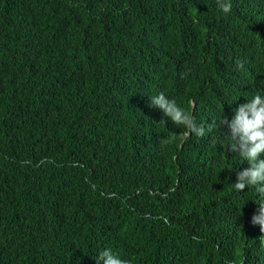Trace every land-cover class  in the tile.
<instances>
[{
  "label": "trees",
  "instance_id": "obj_1",
  "mask_svg": "<svg viewBox=\"0 0 264 264\" xmlns=\"http://www.w3.org/2000/svg\"><path fill=\"white\" fill-rule=\"evenodd\" d=\"M231 4L0 0V264H264L218 124L264 96V0ZM161 92L205 135L163 144Z\"/></svg>",
  "mask_w": 264,
  "mask_h": 264
},
{
  "label": "clouds",
  "instance_id": "obj_2",
  "mask_svg": "<svg viewBox=\"0 0 264 264\" xmlns=\"http://www.w3.org/2000/svg\"><path fill=\"white\" fill-rule=\"evenodd\" d=\"M216 4L223 13L231 12V0H216ZM257 39L264 41V34ZM252 69L257 70L260 76H264V60L257 63ZM149 101L150 106L161 110L173 124L186 129V132L179 136L172 133L169 138L162 140L163 144L167 145L177 140L182 143L193 133L200 137L205 135L204 127L198 125L195 117L182 109L175 99H169L161 92ZM218 124L226 125L230 132L227 135L231 140L230 151L238 153L249 165L237 172L236 182L231 184L232 187L242 192L247 186H256L257 192L264 195V96L258 93L254 94L251 100L240 104L234 110L231 120L221 117ZM212 126L217 127V124L213 122ZM256 204L258 208L251 217V223L259 225L261 233H264V202ZM96 260L97 264H132L130 259L123 258L111 249L101 251Z\"/></svg>",
  "mask_w": 264,
  "mask_h": 264
}]
</instances>
